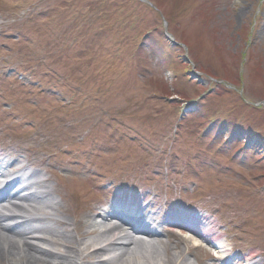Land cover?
<instances>
[{
	"label": "rangeland",
	"instance_id": "obj_1",
	"mask_svg": "<svg viewBox=\"0 0 264 264\" xmlns=\"http://www.w3.org/2000/svg\"><path fill=\"white\" fill-rule=\"evenodd\" d=\"M0 150L62 218L135 198L158 253L264 261V0H0Z\"/></svg>",
	"mask_w": 264,
	"mask_h": 264
},
{
	"label": "bare ground",
	"instance_id": "obj_2",
	"mask_svg": "<svg viewBox=\"0 0 264 264\" xmlns=\"http://www.w3.org/2000/svg\"><path fill=\"white\" fill-rule=\"evenodd\" d=\"M7 154L0 152V181L4 180L6 187L19 182L22 190L17 188L10 192L8 203L1 200L0 259L6 258L10 264H53L55 258L71 264H192L185 258L184 248L169 254L171 256L153 250L156 243L161 244V232L151 226L159 214L145 207L140 210L137 206L141 204L135 198L122 205L113 203L102 212H92L86 223L78 211L72 219L62 218L59 213H69L72 205L68 196L49 185L48 178L39 169H32L29 163L16 158L11 160ZM15 162L18 166L10 170ZM55 193L66 203L64 207L54 197ZM191 215L176 210L165 213L163 219L201 233L195 223L206 217ZM48 221L56 226L48 225ZM60 226L63 230L57 231ZM200 235L206 241L211 240L203 233ZM58 245L65 250L57 251ZM253 257L251 253L246 258L249 264H264L262 259L251 261ZM205 264L224 263L210 260Z\"/></svg>",
	"mask_w": 264,
	"mask_h": 264
}]
</instances>
